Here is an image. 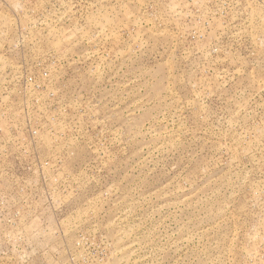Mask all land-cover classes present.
Instances as JSON below:
<instances>
[{"label":"rangeland","instance_id":"rangeland-1","mask_svg":"<svg viewBox=\"0 0 264 264\" xmlns=\"http://www.w3.org/2000/svg\"><path fill=\"white\" fill-rule=\"evenodd\" d=\"M0 264H264V0H0Z\"/></svg>","mask_w":264,"mask_h":264}]
</instances>
